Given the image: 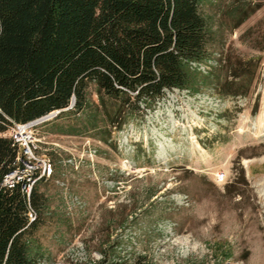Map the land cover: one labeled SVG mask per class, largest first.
I'll use <instances>...</instances> for the list:
<instances>
[{
	"label": "rangeland",
	"instance_id": "1",
	"mask_svg": "<svg viewBox=\"0 0 264 264\" xmlns=\"http://www.w3.org/2000/svg\"><path fill=\"white\" fill-rule=\"evenodd\" d=\"M202 12L213 31L207 88L166 90L110 144L42 122L7 131L54 164L41 189L57 216L38 230L39 264H94L107 245L128 263L264 264V0H210ZM244 72L241 94L212 88Z\"/></svg>",
	"mask_w": 264,
	"mask_h": 264
},
{
	"label": "trees",
	"instance_id": "2",
	"mask_svg": "<svg viewBox=\"0 0 264 264\" xmlns=\"http://www.w3.org/2000/svg\"><path fill=\"white\" fill-rule=\"evenodd\" d=\"M207 1L0 0V264H39L46 249L38 230L57 216L41 189L52 175L37 178L28 195L24 180L2 185L25 159L7 131L57 110L40 125L110 144L112 132L154 111L166 90L207 88L213 69L200 68L213 34ZM243 74H233V87L215 76L212 88L241 94L252 81ZM106 248L94 264H153L142 255L128 263L114 245Z\"/></svg>",
	"mask_w": 264,
	"mask_h": 264
},
{
	"label": "built area",
	"instance_id": "3",
	"mask_svg": "<svg viewBox=\"0 0 264 264\" xmlns=\"http://www.w3.org/2000/svg\"><path fill=\"white\" fill-rule=\"evenodd\" d=\"M32 126V124H18L16 127L18 129L25 130L24 128H28ZM17 134V133H16ZM13 134V138L16 142H18L23 147V153L25 155V159L22 160V164L18 166L16 169L8 172L2 181L3 186L12 187L19 180H24L23 188L28 195L33 183L40 176L49 177L54 170V164L50 159H42L40 162H36L35 157L32 154L31 148L25 139H23L22 134L18 133L17 135ZM20 137H19V136ZM35 148V145L32 144ZM40 171V173H39Z\"/></svg>",
	"mask_w": 264,
	"mask_h": 264
},
{
	"label": "water",
	"instance_id": "4",
	"mask_svg": "<svg viewBox=\"0 0 264 264\" xmlns=\"http://www.w3.org/2000/svg\"><path fill=\"white\" fill-rule=\"evenodd\" d=\"M73 104H74V98L72 99V101H71L69 107H71ZM58 112H59V111H57V110H56V111H53V112H51V113H49V114H47V115H45V116H43V117H41V118H38V119H36V120H33V121L28 122V123H25V124L36 125V124H38V123H41V122H44V121H46V120H49V119L53 118ZM25 124H22V125H25ZM21 134H22V133H21Z\"/></svg>",
	"mask_w": 264,
	"mask_h": 264
}]
</instances>
